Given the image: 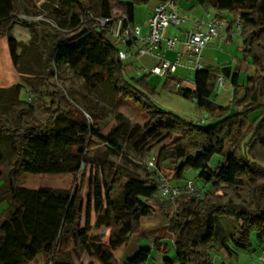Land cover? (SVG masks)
I'll use <instances>...</instances> for the list:
<instances>
[{
  "label": "trees",
  "instance_id": "trees-1",
  "mask_svg": "<svg viewBox=\"0 0 264 264\" xmlns=\"http://www.w3.org/2000/svg\"><path fill=\"white\" fill-rule=\"evenodd\" d=\"M51 1L52 19L59 28L50 29L55 40L46 54L44 70H40L29 58L34 43L15 38L14 27L24 23L17 17L16 0H0V38L7 39L12 62L30 85L32 96L21 98L22 84L0 88V134L12 139L14 151L0 188V204L6 201L9 207L8 214L0 218V264H39L41 259L44 264H75L72 252L77 248L87 251L90 259L86 264H119L114 253L126 244V235L138 226L148 201L159 191L151 174L146 180L129 176L110 159L121 148L100 135L99 118L78 107L52 82L66 65L80 70L85 79L97 70L116 104H137L147 124L131 132L128 139L140 151L161 145L153 158L155 168L172 164L173 185L186 184V173L197 172L202 196L184 194L172 202V228L181 229L175 234V261L168 258L167 244L159 241L154 245V250L165 254V264H216L215 254L220 251L229 257L257 255L264 248V75L240 82L242 65L197 72L194 89L177 91L209 115V122L197 123L160 108L153 100L156 88L146 76L127 77L126 63L119 57L120 49L112 37L114 27L120 20L124 29L134 24L136 8L153 0ZM180 1L175 0L176 5ZM196 3L229 12V21L217 17L227 24V41L233 42L240 24L242 61L264 69V0ZM27 4L43 14L33 0ZM27 29L33 39L38 37L37 25L29 23ZM221 76L224 89L232 88L228 106L213 99ZM174 80L170 78L164 88ZM3 106L12 109L13 126L1 113ZM40 114L48 117L45 122L38 119ZM215 156L223 161L213 168ZM23 173H75L78 179L70 194L46 198L16 187ZM197 181H193L195 185ZM95 201L100 224L93 227L90 220ZM100 226L109 231L108 244L95 234ZM151 252L141 249L126 264H145Z\"/></svg>",
  "mask_w": 264,
  "mask_h": 264
},
{
  "label": "rangeland",
  "instance_id": "rangeland-1",
  "mask_svg": "<svg viewBox=\"0 0 264 264\" xmlns=\"http://www.w3.org/2000/svg\"><path fill=\"white\" fill-rule=\"evenodd\" d=\"M16 2L17 17L21 21H24V23H22V26H20L23 28V32H19V28L17 27L16 33H14V35L20 42H24L27 44L34 43V48L30 53L29 58L38 67H36L37 69L44 70L46 54L51 44L55 40L54 36L50 33V29L51 27L59 28L58 23L52 19L53 12L50 7L52 1L33 0L36 7L43 13L42 15L37 13L34 9L30 8L27 4V0H16ZM181 9V6H179L180 12L183 11ZM187 13H190V11H187ZM29 23H34L35 25H37L38 37L36 39H33L29 31H26ZM176 29L177 27L173 26L168 31V35H172ZM238 38L239 37L236 36V39H234V44L232 45L229 44V42L226 46L223 42H220L219 45H215L216 47H223V51H221L219 48H213L209 51V59L212 62H215L218 59L221 60V62L214 66V68H222L224 66H231L232 68H235L236 65L242 62V54L240 52V43ZM6 40V38H0V78H3L5 80L4 83L0 85H4L3 87H7L11 85V83L19 82L23 85L21 98L23 100L27 99L28 96L29 98H32L30 85L23 80V78L19 75V72L14 67L11 56L8 53L7 45L5 46ZM147 60L148 66L151 65L152 60ZM136 66L138 67L139 65L136 64ZM206 68L208 69L213 67ZM193 74L194 72L191 71V76H189L188 78H193ZM132 75L127 76L130 78L134 77V79L139 78L136 76V74L134 76ZM257 75H264V69H258ZM176 78H179V75H177ZM248 78L249 76L241 77V81H246ZM52 82L61 87L66 92L68 98L76 105H78V107H80L81 109H88L89 112L99 118L100 135L115 142L121 148V152L112 155L110 159L117 166H119L125 174L129 176H135L141 180L150 179L149 175L151 174V179L157 180V182L161 179H164L166 181H169L171 184H175V171L172 164L166 162L163 163L160 167H156L154 170L149 166V163L152 161V159L157 157V153L161 145L153 144V149L151 151H140L135 148L133 146V142L128 139V136L131 132L136 131L137 128L143 129L147 124V118L144 112L137 106L135 102L132 101L127 102L123 105L116 104L110 88L102 82L97 70L93 73L90 79H85L80 70L72 69L66 65L61 70H58L57 76L52 79ZM166 82L167 81L165 78L152 79L153 86L158 89L156 94L153 96V100L155 101V103L160 108L166 111L176 113L197 123L206 124L208 122L207 120H209L210 118L209 115L205 111H200L196 107L194 102L186 100L179 96L177 94L178 88L175 85L164 88V84ZM219 91L220 90L218 87L213 97L214 101L223 106L230 105V100L232 99V91H229L228 88L224 89L222 93H220ZM232 112H235V110H233ZM1 113L8 120L9 125L13 126L12 109L9 106H3ZM258 113L259 112L253 114L251 116V119H255L259 115ZM47 118L48 117L46 116V114H40L38 117L39 120L44 122L47 120ZM89 120L91 121L90 117ZM13 152L12 139H8L3 134H0V188L4 186L6 175L11 167L10 160L12 157H14ZM222 161L223 157L215 156L212 160L211 165L213 166V168H215ZM196 177L197 172H187L185 182H187V180L197 181ZM77 179L78 174L75 173L48 175L23 173L21 174L16 187L37 191L46 198H53L55 193L66 195L70 194L72 188L76 184ZM197 186L201 187L202 183L197 181ZM159 198L161 197L159 196ZM20 201L22 203H27L22 199H20ZM164 203L166 205H170V201L165 202L164 200ZM93 206V208L97 206V201L94 202ZM171 206L174 207L173 209H175L174 204ZM8 211L9 207L7 202L5 201L1 203L0 218L7 215ZM85 215L86 213H84V217ZM193 221L196 222L195 217H193ZM90 224L98 226L100 224L99 216L96 215V218H94L93 214H91ZM102 228L105 227L100 226L99 230ZM170 231L172 234H176L180 233L181 229H173L171 226ZM172 243V245H174V242ZM221 257L226 258L227 256L222 251L215 254L214 260L216 264L224 263L223 260H221ZM244 257H246L244 253L241 254V262L246 261L243 259Z\"/></svg>",
  "mask_w": 264,
  "mask_h": 264
},
{
  "label": "crops",
  "instance_id": "crops-1",
  "mask_svg": "<svg viewBox=\"0 0 264 264\" xmlns=\"http://www.w3.org/2000/svg\"><path fill=\"white\" fill-rule=\"evenodd\" d=\"M158 4H159V1L155 0V1H152L150 4L146 5L145 7L142 6V7L136 8L134 24L143 27L142 33L144 35L148 34L147 22L150 19V17L153 15L154 10ZM196 4H197L196 0H181L178 3V13L182 17L185 18V22H184L185 24L183 23L180 27H177V29L174 31V33L172 35H168V31L173 26L167 30V32L165 34V38H168V39L177 38L180 42L179 44H177V46L173 50L163 52V56L167 60L175 61L177 59L178 53L184 51L183 42L186 41L189 34L193 31L194 22L196 20L201 19V18L209 20L212 18H217L218 16L226 18L228 21L232 19L231 15L227 11H221V12L218 11L217 12V11H214L212 9H206L204 7H198V6H196ZM179 6H181V8H182L181 9V10H183L182 12L179 11ZM140 11H143V12H140ZM187 11H190V13H187ZM17 27L19 28V30H18L19 32H23L22 27L15 26L14 27V33H16ZM26 31H28V29ZM236 36L239 37L238 39H239L240 51H241L242 42L240 39V32H238L235 28L233 38L236 39ZM228 37H229V34L226 30L225 36L218 39L214 45L209 46L208 48H206L204 50L202 57H203V64L205 65V68L206 67H213L214 68V66H216L218 63L221 62L220 59L216 60L215 62L214 61L212 62L209 59L208 53L213 48L214 49L219 48L221 51H223L224 50L223 47H218V46L216 47L215 45H217V44L219 45L220 42L225 43V46L228 45V41H227ZM234 39H233V42H229V44H231V45L234 44ZM6 45H7V49H8V53H9L7 40H6L5 46ZM164 48H165V43H163L161 46V49H164ZM9 55H10V53H9ZM204 55L206 56V59H205ZM241 57H242V55H241ZM147 59L152 60V64L149 66H148V60ZM136 64L139 66L137 67ZM157 64H158V60L156 58L149 57V56L141 57L139 59L129 60L126 62V75H128V76H131L132 74L135 75L136 72H135L134 68H152V67L156 66ZM238 65H242L241 77H245V76L246 77L247 76L256 77L257 76V70L258 69L256 67H250L246 63H244L243 61ZM238 65H236V66H238ZM190 73H191V71L189 72V70H186L185 68H180L178 70V72L173 77H170V78L175 79L171 85H175L176 82L178 80H180L179 78L191 76ZM134 75H132V76H134ZM177 75H179V78H176ZM194 77H195V73L193 74V78ZM241 77H240V82H245V80L241 81ZM156 78H160V77H155V76L146 77V79L149 81L151 86H153L152 79H156ZM170 78L166 79V81H168ZM131 79H134V77H131ZM4 81L5 80L3 78H0V84H3ZM17 84H20V83L19 82L11 83V85H9L7 87H3L4 85L3 86L0 85V88L1 89H8V88H11L12 86L17 85ZM156 90H158V89H156ZM164 200L165 199L159 198V196L156 195L155 197H153L152 199H150L148 201L147 209L145 211L144 216L141 218L138 226L136 228H134L129 233V235H126V237H127L126 244L123 245L119 250H117L114 253V256L117 259L119 264H126L141 249H151L152 250L150 257L145 264H165V254L161 251H156L153 249L154 245L159 241H162L165 244H167L168 250H169L168 251V258L170 260L175 261L176 252H175L174 245H172L173 244L172 242H175V234H172L170 231L171 226H172L173 213L175 212V209H173L174 207L171 206V205H173L172 202L169 203L170 205H166L164 203ZM168 201L169 200H165V202H168ZM92 214H93L94 218H96V215H98V211H97L96 207L93 208ZM91 226L94 227V225H91ZM95 232H96V235L100 238V240H102L104 243L108 244L110 242L111 236L109 234V231L106 228H102L100 230L97 229ZM241 254H243V253H239L237 255H234L233 257H229L228 255H226L227 257L226 258L221 257V260H223V262L225 264H250V262L255 260V258H256L255 256L258 255V253H257V255L250 257V256H247L246 254H244L246 257H244L243 259L246 261L241 262L240 261ZM72 256H73L75 264H86L89 262V259H90L87 251L84 248H77L75 250V253L72 252ZM39 264H44V261L41 259Z\"/></svg>",
  "mask_w": 264,
  "mask_h": 264
},
{
  "label": "built area",
  "instance_id": "built-area-1",
  "mask_svg": "<svg viewBox=\"0 0 264 264\" xmlns=\"http://www.w3.org/2000/svg\"><path fill=\"white\" fill-rule=\"evenodd\" d=\"M184 22L185 18L178 13L175 0L159 3L156 6L153 15L147 22V35L142 33L143 27L136 24H130L128 28L124 29V22L120 20L112 31V37L120 49V59L125 63L145 56L158 60V64L152 68H134L137 77L155 76L168 79L173 77L180 68L193 71L195 74L204 70L203 52L209 46L214 45L218 39L225 36L227 24L218 18L196 20L193 31L183 42L184 51L178 53L175 61L167 60L163 56V52L173 50L180 42L177 38H165V34L170 27H180ZM236 30L241 31L240 24L237 25ZM163 43H165V48L161 49ZM195 85L194 78L188 77L180 79L175 84L178 89H194ZM218 87L219 92L225 87L223 76L218 80ZM230 90L232 91V88ZM207 121L209 122V120ZM149 166L155 168L154 159L149 163ZM158 183V196L171 202L184 194L194 197L202 196V191L198 189L193 181H189L184 185H173L169 181L161 179ZM250 264H264V248L259 251L256 260L250 262Z\"/></svg>",
  "mask_w": 264,
  "mask_h": 264
}]
</instances>
